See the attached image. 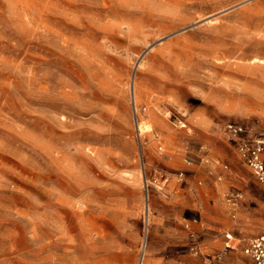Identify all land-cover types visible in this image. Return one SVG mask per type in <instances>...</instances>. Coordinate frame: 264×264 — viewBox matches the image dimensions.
I'll return each instance as SVG.
<instances>
[{
  "label": "rangeland",
  "instance_id": "374dc122",
  "mask_svg": "<svg viewBox=\"0 0 264 264\" xmlns=\"http://www.w3.org/2000/svg\"><path fill=\"white\" fill-rule=\"evenodd\" d=\"M252 55L264 0H0V264H191L197 217L243 261L264 188L222 127L264 136Z\"/></svg>",
  "mask_w": 264,
  "mask_h": 264
},
{
  "label": "built area",
  "instance_id": "2783aa9c",
  "mask_svg": "<svg viewBox=\"0 0 264 264\" xmlns=\"http://www.w3.org/2000/svg\"><path fill=\"white\" fill-rule=\"evenodd\" d=\"M185 126V125H183ZM228 136L235 140L237 150L241 160L255 174L257 181L264 188V136H254L250 133L247 126L229 123L226 126ZM148 193V184L146 185ZM242 199L239 192H230L227 201L236 206ZM240 247V243L233 232L225 234L223 249L215 256V260L222 264H242L225 263V259L234 254ZM243 255L248 259L245 264H264V232L249 239L241 249Z\"/></svg>",
  "mask_w": 264,
  "mask_h": 264
},
{
  "label": "crops",
  "instance_id": "0c3cea01",
  "mask_svg": "<svg viewBox=\"0 0 264 264\" xmlns=\"http://www.w3.org/2000/svg\"><path fill=\"white\" fill-rule=\"evenodd\" d=\"M229 123H237V122H228V123L224 124V126L222 127V130H223L225 137L228 136V134L226 132V126ZM238 124H240V123H238ZM228 138H229V136H228ZM235 146H236V144H235ZM238 156H239V153H238ZM249 170L252 172L253 176L255 177L254 172L250 168H249ZM232 191L241 192L240 190H237V189L236 190H234V189L230 190V192H232ZM184 227H185V229L188 233V236H189L188 247H189V252H190V255L192 258L191 264H222V263L217 262L215 260V256L223 249L224 242H225V236H224V242H223L222 247H220L218 250H213L210 247V245L208 244V242H209L210 238H213L214 233H213V230H211V228L209 226H206L202 217H197L194 220H189V221L187 220L184 224ZM234 260H235V258L233 256V254H231L229 257H227L225 259V263H235ZM239 262L242 264H245L248 262V259L244 256L243 261L240 260ZM185 263L186 262L184 260H180L176 264H185Z\"/></svg>",
  "mask_w": 264,
  "mask_h": 264
},
{
  "label": "bare ground",
  "instance_id": "6f19581e",
  "mask_svg": "<svg viewBox=\"0 0 264 264\" xmlns=\"http://www.w3.org/2000/svg\"><path fill=\"white\" fill-rule=\"evenodd\" d=\"M202 20V19H201ZM250 63L247 65V67H241L240 69H235L236 72H234V75L238 77H246L249 79H258L264 81V57H257L250 56ZM230 68V67H229ZM251 81V80H250ZM253 81V80H252ZM252 83V82H251ZM256 84V83H255ZM132 91L134 93V96L136 94V88L135 85L132 87ZM46 99V98H45ZM69 99V98H68ZM135 103V110L137 111L136 102ZM80 204V203H79ZM84 205V204H83ZM84 207V206H83ZM83 209V208H82ZM77 210V209H76ZM75 210V211H76ZM79 210V209H78ZM87 210V209H85ZM84 211V210H83ZM88 211V210H87ZM82 212V211H81ZM78 217V216H77ZM76 219V217H75ZM148 222V221H147ZM74 227V226H73ZM147 232V231H146ZM85 233V232H84ZM85 235V234H84ZM69 239V238H68ZM68 243V242H67ZM144 247V246H143ZM144 251V250H143ZM142 259V258H141Z\"/></svg>",
  "mask_w": 264,
  "mask_h": 264
}]
</instances>
